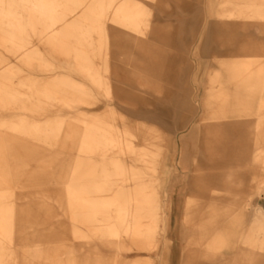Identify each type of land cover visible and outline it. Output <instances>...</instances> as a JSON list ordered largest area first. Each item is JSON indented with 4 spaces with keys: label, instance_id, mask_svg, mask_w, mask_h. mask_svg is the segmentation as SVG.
<instances>
[{
    "label": "rangeland",
    "instance_id": "1",
    "mask_svg": "<svg viewBox=\"0 0 264 264\" xmlns=\"http://www.w3.org/2000/svg\"><path fill=\"white\" fill-rule=\"evenodd\" d=\"M0 264H264V0H0Z\"/></svg>",
    "mask_w": 264,
    "mask_h": 264
},
{
    "label": "bare ground",
    "instance_id": "2",
    "mask_svg": "<svg viewBox=\"0 0 264 264\" xmlns=\"http://www.w3.org/2000/svg\"><path fill=\"white\" fill-rule=\"evenodd\" d=\"M127 19L129 20H134V21H137L139 20V18L136 16V14L132 15L130 13H127L126 15ZM68 107H71L70 104L67 105ZM174 156L171 155V154H168L166 156V164L167 166H170L172 167V165H174ZM182 167L184 164H181ZM184 168V167H183ZM180 184V183H179ZM180 187H178V190L177 188L175 189L176 192L180 191ZM118 219L120 220V222L122 223V228L120 229V232H116L115 233V236L117 238V242L116 244L118 245L117 247L121 250V251H124L125 250V246L123 244V242H121V236H131L132 233H133V226L136 222V219H135V215L133 213H131V211L129 209H126L123 213V216L122 217H118ZM248 255V254H247ZM96 259V258H95ZM249 260V259H248ZM96 263L98 261L94 260Z\"/></svg>",
    "mask_w": 264,
    "mask_h": 264
}]
</instances>
